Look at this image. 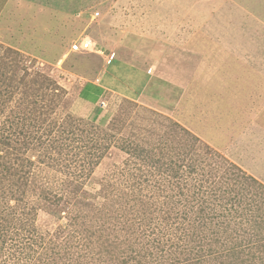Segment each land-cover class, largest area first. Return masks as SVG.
I'll return each instance as SVG.
<instances>
[{"label": "rangeland", "instance_id": "obj_1", "mask_svg": "<svg viewBox=\"0 0 264 264\" xmlns=\"http://www.w3.org/2000/svg\"><path fill=\"white\" fill-rule=\"evenodd\" d=\"M209 253L264 259V0H0V264Z\"/></svg>", "mask_w": 264, "mask_h": 264}, {"label": "crops", "instance_id": "obj_2", "mask_svg": "<svg viewBox=\"0 0 264 264\" xmlns=\"http://www.w3.org/2000/svg\"><path fill=\"white\" fill-rule=\"evenodd\" d=\"M133 54L134 55L131 56V57H134V58H132L131 60H127L126 62H124L125 63L123 65L124 67H122L121 70H120L121 67H119V71L120 72H117L116 73V74L119 73L118 75H121L120 79H122V78L125 77L126 80H124V81H127V83L123 82L122 80H119L118 79L119 78L118 76H117L118 78H115L117 80L114 82L112 76H110L109 73L104 74L106 68L105 69H102V68L99 69L100 72L98 74H100V75H97L95 77V80L94 81H90L91 83H93L95 85H98V86H100L103 89V93L98 98V100H97L96 103H98L99 100H102L103 97H104V95H106L107 93H110V91L113 90L112 89V85L120 90V89H122V87H127V85L129 84V86L127 87V89H129V87H131V85H132V86H134V88L132 87L133 88V91H135V85H136V87H137L136 94H139V93L141 94V91L145 89L146 84L148 83V81H146V79L144 77H142L141 72H139V74L136 75L138 71L131 70V67L130 66L134 67L136 65V63H134L133 61H137L138 60L137 58H140L139 55L137 56V53L136 52H134ZM91 58H97V56L96 55H93V56H91ZM111 68H113V67H111ZM102 70H104L103 74L101 73ZM133 71L135 72V75H134L135 77L132 76ZM140 77H142V78L140 79ZM138 78H139V80H138ZM87 82H89V81H87ZM107 84H108V87L106 86ZM85 101L88 102V103H92V102L87 101V100H85ZM96 103H92V104L95 105Z\"/></svg>", "mask_w": 264, "mask_h": 264}, {"label": "trees", "instance_id": "obj_3", "mask_svg": "<svg viewBox=\"0 0 264 264\" xmlns=\"http://www.w3.org/2000/svg\"><path fill=\"white\" fill-rule=\"evenodd\" d=\"M102 93H103V89L100 87V86H98V85H95V84H93V83H91V82H85L83 85H82V87L80 88V90H79V97H81V98H83V99H85V100H87V101H90V102H92V103H95V102H97V100H98V98L102 95ZM11 122V121H10ZM77 127H79V131H80V133H82L83 134V132H85V129L81 126H79L78 124H77ZM82 136V135H81ZM80 136V138H79V140L82 142L83 141V138ZM84 136V135H83ZM85 137V136H84ZM86 138V137H85ZM7 139V138H6ZM8 140V139H7ZM89 140L91 141V143H96V140L94 139V138H89ZM7 143V141H5V144ZM10 144V143H9ZM7 145H8V143H7ZM79 148H87V150H88V153H91V154H94L93 153V151H92V149H97V150H101V153L103 152V149H105V147H103V146H98V147H96V146H94V145H88V141L87 142H85L84 144H83V147H81V146H78ZM102 148V149H101ZM230 173H231V175H228V176H230V178H226V180H229V181H231V180H233V183H241L243 180H239L238 178H237V176H235V175H233L232 174V172L230 171ZM240 173V172H239ZM227 184V186H229V183H226ZM226 186V187H227ZM230 186H231V183H230ZM218 190L216 189V192H217ZM215 192V193H216ZM216 194H214V196H215ZM235 199H234V197H232L231 198V203H232V201H234ZM234 203V202H233ZM22 233H23V231L26 233H28V234H31V236H32V231L34 230L32 227H30V228H27V227H25V226H23L22 228ZM29 229V230H28ZM17 232V231H16ZM19 235H20V233L19 232H17ZM23 236H24V238H26V236L24 235V234H22ZM27 240H28V238H27ZM253 240V239H252ZM37 242V241H36ZM249 242H251V239L249 240ZM253 242H255L254 240L251 242V243H253ZM216 257H217V255H216V253H212V254H210L209 253V255H207L204 259L203 258H200V263H204V264H206V263H208L209 262V260L211 259V258H213V259H216ZM209 258V259H208ZM262 260V259H261ZM264 260V259H263ZM263 260L261 261V264H263ZM215 261L213 260V263H214ZM252 262V264H255L254 263V261H251Z\"/></svg>", "mask_w": 264, "mask_h": 264}, {"label": "built area", "instance_id": "obj_4", "mask_svg": "<svg viewBox=\"0 0 264 264\" xmlns=\"http://www.w3.org/2000/svg\"><path fill=\"white\" fill-rule=\"evenodd\" d=\"M86 47H89L88 44H86V42H83L81 46H79L77 43H75L72 45V50L77 52V51H80L81 48L87 49ZM111 60H112V56H110V55L107 56L106 62L109 63Z\"/></svg>", "mask_w": 264, "mask_h": 264}, {"label": "clouds", "instance_id": "obj_5", "mask_svg": "<svg viewBox=\"0 0 264 264\" xmlns=\"http://www.w3.org/2000/svg\"><path fill=\"white\" fill-rule=\"evenodd\" d=\"M80 50H81V49H80ZM74 52H75V51H74ZM77 52H78V51H77ZM106 56H109V54H108V55H106ZM112 59H113V58H112ZM111 61H112V60H111ZM111 61H110V62H111ZM110 62H109V63H110ZM105 63L107 64V62H106V58H105Z\"/></svg>", "mask_w": 264, "mask_h": 264}]
</instances>
